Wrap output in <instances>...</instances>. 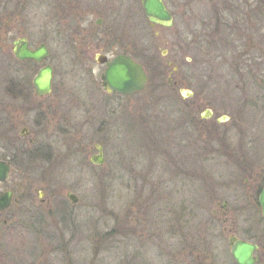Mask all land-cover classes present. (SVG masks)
I'll use <instances>...</instances> for the list:
<instances>
[{
    "label": "rangeland",
    "instance_id": "obj_1",
    "mask_svg": "<svg viewBox=\"0 0 264 264\" xmlns=\"http://www.w3.org/2000/svg\"><path fill=\"white\" fill-rule=\"evenodd\" d=\"M192 8V24L155 29L133 24L136 58L164 63L162 53L168 50L165 58H173V46L181 55L176 72L166 68L162 79L159 69H149L145 89L125 96L101 88L104 65L95 60V42L78 34L94 26V15L78 22L61 17L51 0H0V98L8 97L4 71L32 80L42 65L53 70L51 94L42 99L32 93L29 111L16 119L17 134L26 127L33 146L53 148L54 159L45 164L51 173L45 183L27 171L14 170L10 178L21 176L46 188L49 183L48 192L64 202L61 208L54 201L56 213L48 219L67 242L65 260L54 264H188L195 258L199 263L205 247L197 251L195 240H185L187 233H175L178 216L192 207L198 221L191 225L205 226L214 210L218 228L224 202L248 204L246 197L257 192L264 178V58L247 57L241 73L230 56L209 62V0H195ZM19 37L30 48L44 43L45 62L16 63L12 43ZM172 71L176 87L167 84ZM179 89L192 95L183 97ZM206 107L214 116L200 120ZM219 117L223 121L217 122ZM97 143L102 165L88 160ZM68 192L76 195V203L67 199ZM201 239L197 245L205 246Z\"/></svg>",
    "mask_w": 264,
    "mask_h": 264
},
{
    "label": "flooded vegetation",
    "instance_id": "obj_2",
    "mask_svg": "<svg viewBox=\"0 0 264 264\" xmlns=\"http://www.w3.org/2000/svg\"><path fill=\"white\" fill-rule=\"evenodd\" d=\"M161 1L169 15L167 20L156 18V21H151L144 13L142 0H51V4L62 11L61 17L76 19L78 22L86 16L94 15V26L91 24L92 28L81 29L78 34L81 40L87 38L94 41L99 55L106 56L108 60L123 54L141 63L146 72L148 68L160 71L171 68L176 72L178 66L175 60L180 57L181 52L175 46L171 51L173 58L169 60L165 58L169 56L168 50L163 51L164 63L153 61L146 63L136 58L133 52V34L130 31L134 23L137 25L143 23L149 29L172 28L181 23H191L194 15L192 4L195 0ZM139 17L143 22L138 19ZM263 44L264 0H209V62L230 56L233 61L231 66L241 73L246 68L247 57L251 59L256 57L258 60L260 57L264 58ZM142 57L150 58L147 54H142ZM261 62L264 64V60ZM173 71L166 77L169 87L178 85L171 76ZM30 83L28 89L21 88L20 83L5 82L4 92L8 97L0 98V162L8 167L6 176L0 179V264H54L59 260L62 263L65 260L64 253L67 252V242L63 239V234L48 223V219L51 220L56 213L53 209L54 201H59L61 208H64V202L48 192L49 183H46V188L33 184L30 179L21 176L10 178L14 170H20L22 174L27 171L28 175L30 173L38 176L42 181L39 183H45L51 173V168L45 164L54 159L51 157L53 148L50 146H33L34 140L29 138L30 131L26 127L22 128L27 130V134H22V128L18 134L16 133V119L19 113L22 110L29 111L27 101L32 93L38 97L32 81ZM51 89L53 90V79ZM204 110H208V113H204L208 117L200 115V120L212 119L214 109L206 107ZM227 119L228 116H225L224 121ZM190 120L196 121V116L190 114ZM221 121L223 120L220 117L217 118V122ZM40 122L36 121L37 125H40ZM97 146L102 147L100 143L95 144L97 151ZM182 180L179 179L180 182ZM196 183L190 184V187ZM258 184L257 192L246 197L249 199L248 204H245L246 201L241 205L223 203L221 210L223 225L218 228L214 224H218L219 217L215 218L213 214L217 211L210 210L212 218L209 219V213L206 215L208 218L205 220V226L198 224L192 226V221L197 220V210L193 212L192 207L183 210V217L179 215L176 219L181 225L176 227L175 233L178 236L187 233L185 240L193 239L197 244L203 237L205 246L192 244L197 251L200 246L206 250L204 260L198 263L195 258L188 264H264V217L259 203V192L264 185V178L259 180ZM206 198V202L209 203V194ZM166 229L169 230V226H166ZM56 235L61 239L58 245L54 244ZM192 244L189 247H192ZM237 245L246 246L245 251L248 253V258L246 257L242 263L233 257L232 251ZM55 247L58 249L55 250ZM222 250L225 251V258H221ZM58 253L62 256L56 260L55 256Z\"/></svg>",
    "mask_w": 264,
    "mask_h": 264
},
{
    "label": "water",
    "instance_id": "obj_3",
    "mask_svg": "<svg viewBox=\"0 0 264 264\" xmlns=\"http://www.w3.org/2000/svg\"><path fill=\"white\" fill-rule=\"evenodd\" d=\"M142 6L144 13L149 17L151 21H156V18L169 19V15L165 12V8L161 0H142ZM13 54L18 60H32L36 63L43 62L49 55L47 46L44 43L39 44L34 48L28 47V42L25 37H20L13 41L12 47ZM95 60L98 63H106L105 70L100 76L102 87L111 93H118L122 95H129L141 91L147 81L146 73L142 65L130 56L118 54L111 60L107 61V58L102 55H97ZM52 83V68L51 65H44L40 67L36 74L32 78V85L34 92L37 96L41 97L48 94L51 89ZM180 93L182 96H190V92H186L181 89ZM208 113V110H205ZM203 117H208V115H203ZM22 134L26 133L27 130L22 128ZM98 153L92 155L88 159L93 164L101 165L104 162L102 147L97 146ZM8 167L0 162V179L4 178L7 174ZM259 203L261 205L262 215L264 217V186L259 192ZM70 202H77V197L75 194L68 192L66 194ZM246 246L237 245L232 253L233 257L242 263L246 257L248 258V253L243 251Z\"/></svg>",
    "mask_w": 264,
    "mask_h": 264
},
{
    "label": "trees",
    "instance_id": "obj_4",
    "mask_svg": "<svg viewBox=\"0 0 264 264\" xmlns=\"http://www.w3.org/2000/svg\"><path fill=\"white\" fill-rule=\"evenodd\" d=\"M15 60V59H14ZM15 62L20 63V64H27V65H31V64H35L33 61L30 60H26V61H18L15 60ZM6 68V67H5ZM4 68V69H5ZM8 68V67H7ZM149 69V68H148ZM147 69V70H148ZM4 71V70H3ZM5 73V81L6 82H16V83H20L21 84V88H25L27 87L28 89H30V82L31 80L28 78L27 75H25L24 73H22L21 75L18 72H14V73H10L8 70L4 71ZM160 75V77L162 79H164V75H163V71L159 70V73H157ZM23 85V86H22ZM30 91V90H28ZM14 96V95H11ZM199 121V120H198Z\"/></svg>",
    "mask_w": 264,
    "mask_h": 264
}]
</instances>
